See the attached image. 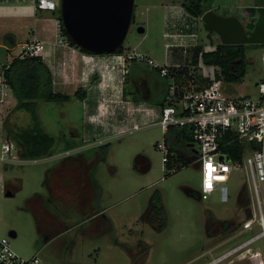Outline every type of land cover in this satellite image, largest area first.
<instances>
[{"label":"rangeland","instance_id":"rangeland-1","mask_svg":"<svg viewBox=\"0 0 264 264\" xmlns=\"http://www.w3.org/2000/svg\"><path fill=\"white\" fill-rule=\"evenodd\" d=\"M57 1L60 5L61 0ZM167 1L135 0L134 19L124 41L125 49L136 47L161 62L169 58L166 46L168 38L164 35L168 30L164 6L169 3ZM175 1L181 3L182 0ZM205 3L220 15L242 19L244 7L264 4V0H205ZM46 14L52 15L54 12L46 11ZM139 27H144L145 32H139ZM32 29L34 25L29 24L25 31L32 32ZM200 32L206 50L215 48L220 42L216 35V40L210 41L204 26ZM19 46L17 41L12 44L10 52L3 50L5 62L14 58ZM247 57L249 63L244 79L224 83L229 95H260L264 85V46L249 48ZM118 98L117 102L125 104L127 109H133L132 97L124 100L120 96ZM151 104H155V101ZM38 114L46 128L56 134L68 131L66 126L71 121L84 127L83 107L76 101L41 102ZM10 120L27 125L31 115L27 111L13 110ZM6 139L4 131L0 135V152ZM164 142L163 128L153 124L119 134L91 149L83 150L85 159L97 158L95 176L100 183L97 189H93L91 196L84 199L85 204L89 206L98 196L101 198L100 207L104 209L102 213L97 211L84 216L75 210L72 202L50 196L46 180L48 168L69 161L71 154L37 163L7 164L0 161V236L10 237L13 248L21 256L30 258L38 254V264H203L260 231L258 228L236 236L247 213V206L239 204L246 178L243 170L233 168L207 199H201V168L195 160L189 161L193 156L191 152L198 145L189 146V150L184 146L180 154L185 162L180 161L166 168L164 150L157 146V143ZM61 150L57 149L58 152ZM143 152L152 163L146 172L135 168V158ZM11 156L19 157L17 148ZM220 184L228 187L226 200L223 199ZM9 190L13 191L12 195H7ZM155 190L161 192L167 214V224L161 230L155 229L145 219ZM37 198L38 204L47 207L46 213L51 216L49 221L42 224L36 221L35 216ZM218 220H233L236 229L223 237L212 229L209 236L208 225ZM51 221L57 222L56 225L63 231L57 235L51 232V239L46 242L45 233L50 232ZM11 230L17 232L16 237L10 234ZM220 242L223 243L216 246ZM249 247L259 250L264 259V238L257 239ZM211 248L213 252H209ZM246 255L247 249L241 250L218 264H256Z\"/></svg>","mask_w":264,"mask_h":264},{"label":"crops","instance_id":"crops-1","mask_svg":"<svg viewBox=\"0 0 264 264\" xmlns=\"http://www.w3.org/2000/svg\"><path fill=\"white\" fill-rule=\"evenodd\" d=\"M167 2L169 3L164 5L166 9V27L168 28L165 33H177V30L172 26L168 27L167 23L176 20L179 14L178 9H185V7L178 1L168 0ZM251 6L259 7L264 6V4H253ZM171 7L173 9H170ZM209 10L217 13L212 7ZM46 11L54 12V14L44 15ZM202 16L200 29L204 26ZM256 18L244 14L243 18L239 19L245 26L246 21H254ZM59 21L58 12L37 9L32 0H0V81L6 66L13 60L5 62L3 50L8 53L12 50V44L17 41L22 44L32 41L35 37L45 42V50L40 56L52 72L54 89L57 92L70 95L68 100H59V102L69 103L76 101L81 103L84 121V127H79L71 121L66 126L68 131H61L60 134H56V132L54 133L46 128L44 120L40 117L47 131L57 137L68 139L67 143L64 141L60 142L58 149L62 150L60 152L56 151L49 159L61 157L72 151V154L69 155V161H64L55 167L52 166L46 172L50 196L72 202L76 208L75 210L82 213V216L92 215L97 211L102 213L104 210L100 207L101 198L98 196H96V201L90 203L89 206L85 204L93 189H97L100 186L95 176L97 158L87 160L82 156V153L97 144L106 142L109 138L125 134V131L136 123L145 127L153 126L151 123L160 126L155 122L161 116L168 80L160 76L155 69L143 63L135 62L131 65L130 72L125 80L122 81V74L117 66L114 53L90 54L80 50L78 46L77 48L73 45H65L63 41L68 38L62 33ZM29 24L34 25L32 32L29 30L25 31ZM216 34L219 36L217 32H212V42L216 40ZM19 35L22 37L19 38ZM214 35L216 36L214 37ZM219 40L221 42L220 36ZM172 41L174 39L168 37L166 44ZM200 43V45L203 44V48L206 50V45L202 42V35ZM194 48L190 51V58L193 56L192 51ZM168 49L169 58L165 60L166 62L172 64L183 62L185 55L181 47ZM17 55L18 53L14 57H17ZM178 58H182V60H178ZM114 65L116 68H113ZM157 76L160 79H156ZM166 83L167 85L165 86ZM139 85L149 91L150 95L148 97H133L134 88ZM262 93H264V86L260 95ZM119 96L123 100L127 97H132L133 109L131 107L127 109L125 104L117 102ZM152 101H155V104H151ZM16 103L17 99L12 92L8 100L0 105V135L4 134V121L11 115ZM164 134L166 137L167 132H164ZM98 139L99 142H97ZM164 143L170 150V145L166 140ZM189 146L192 147L195 144L193 143ZM196 151L197 149L194 148L195 154ZM143 154L146 157L144 156L138 163V167L136 166L135 168L141 172H146L151 168L152 163L148 155L144 152ZM147 160L150 163L149 168H147ZM146 168L147 170H145ZM85 198L86 200H84ZM38 199L37 204H35V216L36 221L42 224L45 221H49L51 216L46 213L47 207L44 205L42 207L41 204H38ZM84 210L87 211L85 212ZM49 230L50 232L45 233L46 242L50 241L51 232L57 235L63 231H60L57 225L53 229L51 226ZM10 234L17 236V232L14 230H11Z\"/></svg>","mask_w":264,"mask_h":264},{"label":"built area","instance_id":"built-area-1","mask_svg":"<svg viewBox=\"0 0 264 264\" xmlns=\"http://www.w3.org/2000/svg\"><path fill=\"white\" fill-rule=\"evenodd\" d=\"M32 1L37 9L57 11L60 7L57 0ZM178 11L177 19L167 23V26L175 28L177 33L167 32L165 36L174 39L166 44L167 48L183 49L185 55L183 62L177 64L161 62L150 53L139 51L136 47L125 49L114 53L122 81L135 62L146 64L168 80L161 116L155 123L159 124L164 132H167L171 126L190 128L193 142L198 145L195 161L199 163L202 172L201 199H207L222 178L233 168H240L246 176L241 194L246 192L248 196L247 213L236 236L248 234L258 228L260 231L203 264H218L246 249L248 252L246 256L256 264H264L262 253L249 247L257 239L264 238V93L258 97L229 95L226 92L225 81L222 77H218L219 66L207 65L201 58L194 63L192 57L190 58V51L201 44V16L192 15L183 8H179ZM59 26L61 28L60 21ZM63 43L72 46L68 39ZM45 46L44 41L35 37L30 42L20 44L17 57L26 59L41 55ZM113 68L116 66L114 65ZM11 93L12 88L3 73L0 81V105L8 100ZM142 127L144 126L136 123L125 132H133ZM236 141L245 145L244 154L240 159H235L224 150V147ZM252 144H259L260 148H254ZM158 147L164 150L163 161L167 163L170 154L174 153L170 152L165 143H159ZM15 148V143L6 139L1 146L0 161L25 164L51 158L46 156L25 159L11 156ZM220 188L223 199H228V187L220 184ZM209 252H213V248ZM39 262L38 254L30 258L21 256L13 248L10 237L0 236V264H38Z\"/></svg>","mask_w":264,"mask_h":264},{"label":"trees","instance_id":"trees-1","mask_svg":"<svg viewBox=\"0 0 264 264\" xmlns=\"http://www.w3.org/2000/svg\"><path fill=\"white\" fill-rule=\"evenodd\" d=\"M181 4L189 13L195 16H202L211 8V6L205 3V0H182ZM56 12H58L61 22L62 33L67 36L73 46L77 47L64 27L60 7ZM254 24L255 20L250 23L249 27H253ZM261 46H264V44H224L218 42L214 49L205 50L202 45H199L192 51V60L194 63H197L201 58L207 65L219 66L220 74L218 77H222L225 82H240L247 73L249 63L247 50L252 47ZM79 49L93 54V52L83 48ZM124 50L125 47L123 44L114 53ZM4 75L17 99L13 110L27 111L31 115V121L27 125L12 123L10 120L11 115H9L3 125L7 139L15 143L20 158L29 159L53 155L57 151L61 139L46 130L38 114V106L41 102L68 100L70 95L55 91L52 72L40 55L31 56L26 59L14 57L9 65L6 66ZM165 140L170 145V152L174 153L170 154L166 168L167 166L173 167L174 163L180 161L185 162L180 152L184 151V146H187L188 148L186 149L189 150V145L194 143L190 128L171 126L167 131ZM252 146L254 148H260L259 144H252ZM244 149L245 145L239 141L224 147V150L228 151L235 159H240L243 156ZM191 153L193 156L189 158V161L192 162L196 159L197 155L194 150ZM144 156L145 154L143 153H139L136 156L135 167H138V163ZM149 166L150 163L147 160V168ZM247 201L248 196L246 194L244 195L243 192L239 198V204L241 206H247ZM145 219L157 230L163 229L167 224V214L162 194L159 190H155L150 198ZM212 229L216 233L222 234L223 237L232 233L236 229V226L233 220H218L208 225L209 236H211Z\"/></svg>","mask_w":264,"mask_h":264},{"label":"water","instance_id":"water-1","mask_svg":"<svg viewBox=\"0 0 264 264\" xmlns=\"http://www.w3.org/2000/svg\"><path fill=\"white\" fill-rule=\"evenodd\" d=\"M135 0H61L60 9L64 27L75 44L95 54L114 53L123 44L129 32ZM244 14L257 17L255 27L247 31L237 16H222L206 11L202 20L207 37L213 41L217 32L224 44L264 43V6L244 9ZM145 32L144 27L138 28ZM11 190L7 195H12ZM14 236V235H12ZM15 237V236H14Z\"/></svg>","mask_w":264,"mask_h":264},{"label":"flooded vegetation","instance_id":"flooded-vegetation-1","mask_svg":"<svg viewBox=\"0 0 264 264\" xmlns=\"http://www.w3.org/2000/svg\"><path fill=\"white\" fill-rule=\"evenodd\" d=\"M244 18L247 20V18L244 16ZM256 18V17H255ZM256 20H257V18L255 19V22H256ZM252 21H246V24H245V28H246V30L247 31H251V30H253L254 29V27H255V24H254V26L253 27H249V25H250V23H251ZM217 35V34H216ZM218 36V35H217ZM218 38H219V36H218ZM150 95V93H149V91H147L144 87H142L141 85H139V86H136L135 88H134V94H133V97H148ZM60 138V137H59ZM61 139H65L64 140V142L65 143H67V141H68V139H66V138H62L61 137ZM62 142H63V140H61ZM66 154H72V151H69V153H66ZM66 154H64V155H62L63 157L66 155ZM51 226H52V229L53 228H55V225L57 224V222H55V221H51Z\"/></svg>","mask_w":264,"mask_h":264},{"label":"snow or ice","instance_id":"snow-or-ice-1","mask_svg":"<svg viewBox=\"0 0 264 264\" xmlns=\"http://www.w3.org/2000/svg\"><path fill=\"white\" fill-rule=\"evenodd\" d=\"M209 167H211V166H209Z\"/></svg>","mask_w":264,"mask_h":264}]
</instances>
